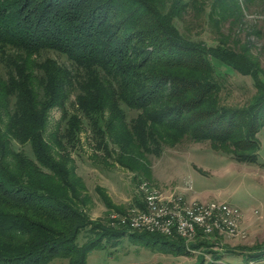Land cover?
<instances>
[{
    "label": "trees",
    "instance_id": "1",
    "mask_svg": "<svg viewBox=\"0 0 264 264\" xmlns=\"http://www.w3.org/2000/svg\"><path fill=\"white\" fill-rule=\"evenodd\" d=\"M246 5L0 0V264H50L58 258L87 264L100 233L137 234L144 245L177 255L208 244L205 237L187 243L178 235L92 219L71 149L87 127L97 147L136 176L150 173L148 155L185 138L208 141L238 161H257L264 77L249 49L229 44L230 33L222 30L227 23L229 32L244 24ZM194 19L218 32L216 45L193 37ZM46 51L69 63L42 58ZM231 72L249 76L255 87L244 105L223 101ZM72 93L73 110L67 107ZM56 107L64 127L60 136H47ZM16 142L29 145L30 152L16 149ZM83 231L90 236L80 243ZM254 250L251 257L261 256L264 244L261 254ZM199 260L211 264L204 255Z\"/></svg>",
    "mask_w": 264,
    "mask_h": 264
},
{
    "label": "rangeland",
    "instance_id": "2",
    "mask_svg": "<svg viewBox=\"0 0 264 264\" xmlns=\"http://www.w3.org/2000/svg\"><path fill=\"white\" fill-rule=\"evenodd\" d=\"M242 1L247 4L244 7V24L234 25L232 32H229L227 23L222 26V30L227 36L230 33L229 44H237L239 49H249L259 61L264 77V0ZM186 19H191V16ZM192 23L194 38L204 40L209 45L217 44L219 34L208 22L194 19ZM47 56L61 63H69L58 52L46 51L42 54V58ZM3 68L2 63L0 72ZM225 82L222 97L230 105H244L255 92L249 76L231 72L226 75ZM75 99L76 95L72 93L67 102L71 110L74 109ZM61 120V108H53L47 136L53 132L60 136L64 127ZM94 138L90 129L85 127L80 133V141L71 149L75 170L85 184L84 191L88 199L86 209L92 219L101 220L104 224L109 221L113 227L123 226L112 223L111 215L125 213L133 205L142 204L140 183L143 180L140 179L144 178L167 192H180L201 201H227L240 207V227L246 236L231 239L205 237L208 244L198 249L190 248L187 254L177 255L174 254L175 250L166 247L144 245L138 241L137 234L127 232L121 236H108L100 233V244L89 254L87 264H196L202 255L211 264H264V252L256 257L249 254L256 251V247L259 249L258 254H261L260 245L264 244V126L259 132L261 147L255 162L238 161L214 150L208 141L196 142L185 138L175 144L165 145L160 154L148 155L150 173L139 176L121 166L113 157L107 156L104 150L97 147ZM15 148L30 152L29 145L16 142ZM194 193L199 197H194ZM89 236L83 231L78 241L83 243ZM65 263V260L58 258L50 264Z\"/></svg>",
    "mask_w": 264,
    "mask_h": 264
},
{
    "label": "built area",
    "instance_id": "3",
    "mask_svg": "<svg viewBox=\"0 0 264 264\" xmlns=\"http://www.w3.org/2000/svg\"><path fill=\"white\" fill-rule=\"evenodd\" d=\"M142 204L125 213L111 215L112 223L131 229L180 236L186 241L198 237H245L240 227L242 210L227 201H201L180 192H167L148 181L140 183Z\"/></svg>",
    "mask_w": 264,
    "mask_h": 264
},
{
    "label": "crops",
    "instance_id": "4",
    "mask_svg": "<svg viewBox=\"0 0 264 264\" xmlns=\"http://www.w3.org/2000/svg\"><path fill=\"white\" fill-rule=\"evenodd\" d=\"M194 197H199V196H197V194L194 193Z\"/></svg>",
    "mask_w": 264,
    "mask_h": 264
}]
</instances>
